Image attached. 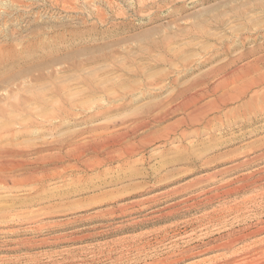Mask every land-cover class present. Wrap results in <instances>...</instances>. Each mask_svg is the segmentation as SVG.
I'll return each mask as SVG.
<instances>
[{
  "label": "rangeland",
  "instance_id": "1",
  "mask_svg": "<svg viewBox=\"0 0 264 264\" xmlns=\"http://www.w3.org/2000/svg\"><path fill=\"white\" fill-rule=\"evenodd\" d=\"M0 107V264H264V0H0Z\"/></svg>",
  "mask_w": 264,
  "mask_h": 264
},
{
  "label": "bare ground",
  "instance_id": "2",
  "mask_svg": "<svg viewBox=\"0 0 264 264\" xmlns=\"http://www.w3.org/2000/svg\"><path fill=\"white\" fill-rule=\"evenodd\" d=\"M259 79V78H258ZM4 86V85H3ZM10 87V86H9ZM240 91V90H239ZM193 98H195V97H193ZM191 100V99H190ZM195 101V100H194ZM197 101V100H196ZM192 103V102H191ZM12 107V106H11ZM1 108V107H0ZM16 108V107H15ZM14 108V109H15ZM11 109V108H10ZM1 110V109H0ZM17 110H18V108H17ZM2 111V110H1ZM15 111V110H14ZM145 126H146V124H145ZM140 127V126H139ZM4 132H5V130H4ZM112 140V139H111ZM41 144V143H40ZM38 146V145H37ZM3 147V146H2ZM6 146H4V148H5ZM1 148V147H0ZM23 150V149H22ZM0 153H5V154H7V155H15L16 154V152L15 151H13V150H3L2 152H0ZM4 154V155H5ZM0 156H1V154H0ZM7 161V160H6ZM14 161V160H13ZM20 162V161H19ZM5 163V162H4ZM9 163V162H8ZM7 163V164H8ZM19 164V163H18ZM5 165H6V163H5ZM4 166V165H3ZM8 171V170H7ZM4 172V171H3ZM217 177V176H216ZM248 178V177H247ZM208 183V182H207ZM205 184V183H204ZM251 185L252 184H245V185H242V186H240V187H238L237 189H235V190H233V191H231L229 194H234V193H236V192H245V191H249V188L251 187ZM215 189V188H214ZM251 189V188H250ZM211 192L210 191H206V192H204V193H200V194H198V195H196L198 198H202L201 196H207V197H204L201 201H200V203H202V204H209V201L210 200H212L211 198H212V196L211 197H208L209 196V194H210ZM217 195V194H216ZM216 195H215V197H216ZM191 198V197H190ZM190 198H187V199H185V200H187V201H189L188 199H190ZM246 200V199H245ZM187 201H185V202H187ZM241 202V201H240ZM244 202V201H243ZM233 206V205H232ZM231 206V207H232ZM259 207V206H258ZM230 208V207H229ZM239 208V207H238ZM225 209V208H224ZM232 210V209H231ZM229 212V211H228ZM220 214V213H219ZM4 219V218H3ZM155 235V234H154ZM193 240V239H192ZM202 240V239H201ZM118 242V241H117ZM191 243V242H190ZM116 245V244H115ZM114 245V246H115ZM109 246V245H108ZM100 248V247H99ZM107 249V248H106ZM103 251V250H102ZM185 253V252H184Z\"/></svg>",
  "mask_w": 264,
  "mask_h": 264
}]
</instances>
